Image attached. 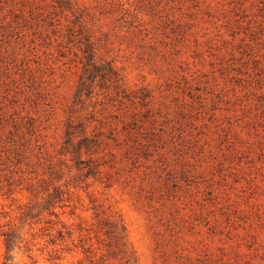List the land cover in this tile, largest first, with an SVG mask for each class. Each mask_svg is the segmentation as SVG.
I'll return each instance as SVG.
<instances>
[{"label":"rangeland","instance_id":"374dc122","mask_svg":"<svg viewBox=\"0 0 264 264\" xmlns=\"http://www.w3.org/2000/svg\"><path fill=\"white\" fill-rule=\"evenodd\" d=\"M48 194L56 245L21 218ZM109 213L136 264H264V0H0L13 264H89Z\"/></svg>","mask_w":264,"mask_h":264},{"label":"trees","instance_id":"16d2710c","mask_svg":"<svg viewBox=\"0 0 264 264\" xmlns=\"http://www.w3.org/2000/svg\"><path fill=\"white\" fill-rule=\"evenodd\" d=\"M89 59V58H88ZM82 79V78H81ZM84 83H81V86ZM68 138L65 143L67 145L72 144V139L70 133L67 134ZM87 137L81 138L76 146H72V151L77 154L80 152L82 147L88 149V143H90ZM77 158V157H76ZM82 163L81 159L77 158V162ZM87 175L92 174V169L89 166ZM61 199L58 194H48L47 198L40 204H32L31 206H26V209L22 212L21 218L24 219L23 223L29 219L28 225L31 226L33 223H40L42 220L46 224L43 228L44 236L48 237V243L51 245H56L58 240H63L64 238V228L65 225L61 220L52 221L50 216L58 217L55 211V204ZM99 216V214H96ZM100 227L98 232L104 236V251L97 254V250H92L91 246L83 247V251L89 253L88 260L89 264H136V258L134 255L133 248L127 238L125 224L119 214L109 213L103 219L100 220ZM61 224L60 228H53L50 223ZM6 228H3L0 235L3 237L4 244V254L0 264H13L14 250L21 249L29 250V240L22 236V229L24 224L15 225L14 223L8 222L5 224ZM55 230V233H51ZM97 232V233H98ZM70 234L71 232H67ZM26 234V232H25ZM23 243V244H22ZM100 249V248H98ZM55 251V250H54ZM53 259H58V257H52ZM53 264V263H51ZM57 264V263H54Z\"/></svg>","mask_w":264,"mask_h":264}]
</instances>
